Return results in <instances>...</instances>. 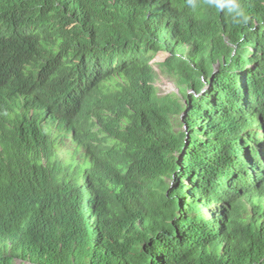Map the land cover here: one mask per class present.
<instances>
[{
    "label": "trees",
    "instance_id": "trees-1",
    "mask_svg": "<svg viewBox=\"0 0 264 264\" xmlns=\"http://www.w3.org/2000/svg\"><path fill=\"white\" fill-rule=\"evenodd\" d=\"M0 4V25L35 23L59 53L12 69L0 47V138L38 96L67 114L64 138L111 144L92 170L87 154L62 165L55 138L0 142L25 156L0 159V264H264V0ZM78 71L108 79L78 86L88 111L57 100ZM161 75L179 92L157 97Z\"/></svg>",
    "mask_w": 264,
    "mask_h": 264
},
{
    "label": "clouds",
    "instance_id": "clouds-1",
    "mask_svg": "<svg viewBox=\"0 0 264 264\" xmlns=\"http://www.w3.org/2000/svg\"><path fill=\"white\" fill-rule=\"evenodd\" d=\"M189 2L191 3V0H189ZM5 13V10L2 9L0 4V19ZM236 14L238 16H243V12L239 9L238 5L236 6ZM44 39H46V37L35 23L22 24L17 22L15 24L5 23L0 25V47L3 50L2 54L14 62L11 65L12 69L18 68L17 61H19V57L22 55L24 56L26 63L31 66L39 65L43 61L48 62V64L54 62L52 59L58 58L59 53L58 51L54 53L55 51H52L51 48L44 49L39 47V44ZM158 56L150 62V65H153L155 70V67H157L158 70L156 71H159L157 63L162 62L157 60L160 58ZM104 63L105 66H108V64H106L107 60H105ZM45 77H50L48 69L45 73ZM100 79L99 74L96 75L94 73H87L84 71L66 73L61 81L63 88L57 96L59 104L61 105L66 103L73 111L78 112L90 110L94 105V101L91 100L89 96L83 97V94L80 93L78 86H81L83 91L88 94L96 84H100ZM107 80L108 79H105L100 86L108 85L106 84ZM158 80L159 77L155 84L157 88V97L163 98L170 95L166 94L161 96L160 92H163L165 89L160 91V88L157 85ZM52 81L56 82V80ZM176 89L178 91L177 87ZM87 99H90L91 101L85 104L84 101ZM51 102L52 100L50 98H41L38 96H26L21 99L18 105V112L27 120L28 123L14 128L13 131L1 137L0 142L7 137H13L15 139V136L22 134V131L29 134L30 138L35 135H42L46 138V140H53L52 138H55L54 140L57 141L58 146L54 149L58 154V159L62 161V165L66 166L69 163H72V158L79 154H87L88 163L92 170H94V165L104 167L105 162L103 158V150L108 149L111 144H107L106 142L102 143L94 138L87 139L81 130H79V138L76 142H73L72 138L69 136L64 138L65 134H63L62 131H66L68 134L73 132L71 122L67 118V114L65 112H60L57 108L53 107ZM3 109V105L0 103V112H2ZM30 138H24L25 146L30 141ZM31 141L32 145V143L36 140ZM23 151L21 153H17L16 148L7 147L2 149L0 145V159L4 152L10 153L11 156L5 161V165L7 167H18L22 162H24L25 156ZM59 153L62 154V156H60ZM0 184H2V182H0ZM9 184L14 183L11 181ZM19 264H21V262H19Z\"/></svg>",
    "mask_w": 264,
    "mask_h": 264
},
{
    "label": "rangeland",
    "instance_id": "rangeland-1",
    "mask_svg": "<svg viewBox=\"0 0 264 264\" xmlns=\"http://www.w3.org/2000/svg\"><path fill=\"white\" fill-rule=\"evenodd\" d=\"M167 56H168V54L161 53L158 56L160 58H158L157 60L164 61ZM155 68H156V70H158L157 67H155ZM157 85L159 86L160 91L165 89L163 92H160L161 96L178 92L176 89L174 81L171 78H169L168 76L161 75L159 77ZM210 210H214V208H211Z\"/></svg>",
    "mask_w": 264,
    "mask_h": 264
}]
</instances>
